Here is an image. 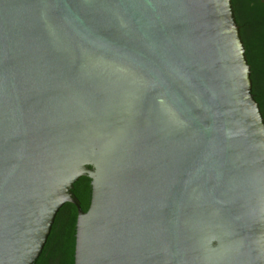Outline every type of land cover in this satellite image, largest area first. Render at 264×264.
I'll return each instance as SVG.
<instances>
[{
    "label": "water",
    "instance_id": "1",
    "mask_svg": "<svg viewBox=\"0 0 264 264\" xmlns=\"http://www.w3.org/2000/svg\"><path fill=\"white\" fill-rule=\"evenodd\" d=\"M66 202L74 264H264L232 0H0V264H35Z\"/></svg>",
    "mask_w": 264,
    "mask_h": 264
},
{
    "label": "trees",
    "instance_id": "2",
    "mask_svg": "<svg viewBox=\"0 0 264 264\" xmlns=\"http://www.w3.org/2000/svg\"><path fill=\"white\" fill-rule=\"evenodd\" d=\"M237 21L252 67L253 93L264 115V0H232ZM74 194L83 210H88L92 196L91 178L81 176L74 184ZM78 209L66 202L57 213L51 234L35 264H74Z\"/></svg>",
    "mask_w": 264,
    "mask_h": 264
}]
</instances>
